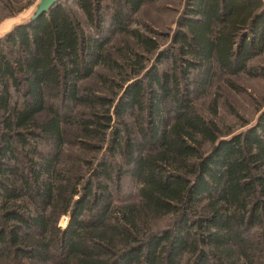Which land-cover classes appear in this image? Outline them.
Wrapping results in <instances>:
<instances>
[{"label":"trees","instance_id":"obj_1","mask_svg":"<svg viewBox=\"0 0 264 264\" xmlns=\"http://www.w3.org/2000/svg\"><path fill=\"white\" fill-rule=\"evenodd\" d=\"M66 1L0 35V264H264V109L216 120L264 77V1L182 0L165 32L132 26L158 0Z\"/></svg>","mask_w":264,"mask_h":264},{"label":"rangeland","instance_id":"obj_2","mask_svg":"<svg viewBox=\"0 0 264 264\" xmlns=\"http://www.w3.org/2000/svg\"><path fill=\"white\" fill-rule=\"evenodd\" d=\"M38 0H0V35L9 30L14 23L23 21L28 17ZM182 0H158L154 3L144 5L143 9L136 15L138 22L133 27L138 26L140 22L148 23L151 27L160 32H165L174 27V21L177 13L181 10ZM66 6L76 10L72 0L66 1ZM11 12L13 15H10ZM116 42V39H115ZM165 42V41H162ZM252 64H261L264 66V55L253 60ZM162 69H169L170 63L165 62ZM241 90H231L220 83L219 92L222 98L218 103V116L216 120L223 127H228L232 131L238 132L252 125L261 111L264 109V77H249L240 74L232 78ZM91 82V81H89ZM217 87L211 90V95L201 98L196 102L198 109L205 114L209 112L210 98ZM226 101V103H225ZM230 106V109L228 108ZM234 110V112L231 110ZM118 186L115 191L118 198H127L134 195L133 183L128 177L116 179ZM68 216H62L59 220V226H66Z\"/></svg>","mask_w":264,"mask_h":264},{"label":"water","instance_id":"obj_3","mask_svg":"<svg viewBox=\"0 0 264 264\" xmlns=\"http://www.w3.org/2000/svg\"><path fill=\"white\" fill-rule=\"evenodd\" d=\"M59 1L61 0H38L31 14L28 17H26L23 21H21L20 23L27 24L31 21L36 20L41 15H43L45 12H47L55 3Z\"/></svg>","mask_w":264,"mask_h":264},{"label":"crops","instance_id":"obj_4","mask_svg":"<svg viewBox=\"0 0 264 264\" xmlns=\"http://www.w3.org/2000/svg\"><path fill=\"white\" fill-rule=\"evenodd\" d=\"M264 1V0H263Z\"/></svg>","mask_w":264,"mask_h":264}]
</instances>
